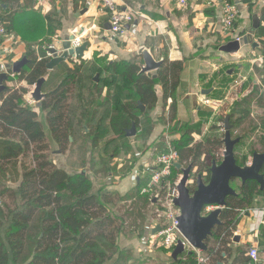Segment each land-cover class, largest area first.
Here are the masks:
<instances>
[{"label": "crops", "instance_id": "obj_1", "mask_svg": "<svg viewBox=\"0 0 264 264\" xmlns=\"http://www.w3.org/2000/svg\"><path fill=\"white\" fill-rule=\"evenodd\" d=\"M234 1L238 6V18L233 33L242 37L252 32L251 41L236 52L223 49L235 38L229 36L223 27L220 0H186L183 7L178 4V0H117L122 10L137 12L134 20L127 24L123 37H115L109 31L108 15L97 0H0V12L5 10V15H10L7 21L10 35L0 43V73L7 74V79L3 80L5 86L33 91L32 85L35 83L28 85L18 80V74L30 57L36 55L38 59L43 57L49 61L52 57L48 51L50 47H57L61 51L60 42L83 28L81 41L88 40L90 43L84 58L69 59L53 70L47 69L43 77L47 80L60 69L66 66L73 68L79 64L73 82L75 88L78 81H85L82 76L84 69L91 72L92 87L87 103H81L82 107L77 105L74 89L67 110L69 137L72 140H69L64 152H69V146L74 145V126H81L87 137L83 139L86 146L84 155L76 149L70 153L72 159H68L70 157L64 156V152L61 154L57 150L64 161H60L59 167L70 174L84 171L91 180L93 192L99 193L101 189V193L119 196L118 199L113 197L112 203L118 204V208L112 215L120 217L132 209V200L148 180L156 154L163 151L168 143L178 140L182 130H189L194 142L207 137L222 139L224 119L228 114L233 127L232 137H240L234 149L239 163L248 164L253 151L264 150V0ZM142 49L148 50L156 61L163 57L183 61L184 68L175 91V119H169L170 100L164 104L161 87L157 85L156 105L147 114L150 132L144 133L147 123L141 121L135 125L133 135L126 134L133 124L125 129L123 135H116L111 130L109 117L112 112L120 113L122 104L131 98L130 84L122 75L114 73L110 64L140 60L142 66ZM24 57L28 61L18 73L13 72L9 66ZM47 91L48 88L42 87V93ZM27 99L28 93L22 94L26 104ZM80 99L83 100L82 97ZM205 99H210L218 106L204 103ZM27 105L37 108L39 118L42 115V123L46 124L45 113L37 107V103L33 101ZM106 114L107 119L104 120ZM102 120L105 125L103 130L100 128ZM88 131L99 134L95 146ZM103 134L109 140L101 139ZM112 140L122 144L109 153ZM123 149L129 152L127 164L122 162L124 159L122 163L118 159ZM193 170L196 171V168ZM173 172L180 173V170L175 168ZM240 184L239 180L231 183L236 193ZM112 203L108 205L110 211ZM147 207L150 210L145 214L143 223L139 219L135 221L138 225L142 224V228L121 233L117 237V252L110 261L114 260L112 264L144 262L137 252H143L151 264H168L173 259L171 252L174 247L169 249L170 253L162 255H158V251L150 253L137 247L149 238L146 229L152 215L150 204ZM226 230H231L230 241L226 250L221 252L218 264H264L263 195L256 196L252 206L241 209ZM152 233H157L156 227ZM219 241L220 238L210 236L207 246L217 247ZM251 246L258 250L256 262L247 255ZM185 250L194 251L190 247Z\"/></svg>", "mask_w": 264, "mask_h": 264}, {"label": "trees", "instance_id": "obj_2", "mask_svg": "<svg viewBox=\"0 0 264 264\" xmlns=\"http://www.w3.org/2000/svg\"><path fill=\"white\" fill-rule=\"evenodd\" d=\"M5 14L2 10L0 18L9 31L10 15ZM47 61L32 55L18 74V80L28 85L36 83L46 74ZM110 66L130 84L131 96L122 104L120 113L110 114L109 124L114 134L123 135L132 123L139 125L141 121L147 123L144 133L150 132L147 114L156 105L157 85L161 87L164 104L170 100L169 119H175V91L184 68L182 60L163 57L151 73L141 71L140 60L113 62ZM78 71L79 64L73 68L66 66L44 81L42 87L48 91L37 107L45 113L46 125L40 120L38 109L22 100L26 88L4 85L0 90V230L8 224L0 234V264H107L117 252L119 234L142 228L135 221L139 219L143 223L149 210L147 205L151 203V199L140 194L142 187L132 200V209L117 217L108 205L113 197L119 196L101 193V189L99 193L93 192L87 174H70L56 166L51 158L47 133L60 153L69 144L68 101ZM180 132L181 137L171 143L178 152V161L191 164L196 174L208 179L212 163L220 162L222 140L207 137L194 142L189 130ZM89 138L95 146L99 134L90 133ZM235 157L239 165H244L239 163L236 154ZM261 173L264 177V166ZM237 190L235 195L226 197V205L219 215L221 223L211 235L220 241L217 247H208L203 252H213L206 264H218L221 252L230 241L231 230L226 228L237 213L252 206L256 196H264V188L260 189L255 180H246ZM168 264H198L196 253L185 250Z\"/></svg>", "mask_w": 264, "mask_h": 264}, {"label": "water", "instance_id": "obj_3", "mask_svg": "<svg viewBox=\"0 0 264 264\" xmlns=\"http://www.w3.org/2000/svg\"><path fill=\"white\" fill-rule=\"evenodd\" d=\"M82 32L83 28L81 27L79 31L60 42L61 51L57 47H50L48 49L49 53L52 54V57L46 64L48 70H53L69 59L84 58V52L90 44L89 41L82 40L79 45H72L74 38L80 37ZM251 33L240 37L238 40L228 42L223 49L227 52H236L240 47L251 41ZM140 52L143 56L142 72L155 71L162 63V60H154L148 50L142 49ZM27 61L24 57L12 63L9 68L13 72L18 73L21 66ZM4 79H7V74L0 73V90L4 88ZM44 81L45 77L38 79L31 92V96L37 105L45 95L42 93ZM132 124L130 129L126 130V134L129 136L135 133V124ZM223 129L221 160L219 163H212L209 168L208 179H204L202 174H196L191 164L186 167H183L180 162L174 164V167L181 172V177L176 185L177 196L173 199L174 205L180 210L178 229L189 246L199 251L207 250L208 238L212 235L214 228L221 223L219 215L226 205V197L236 194L235 189L231 186L233 180H239L241 183H244L246 180H255L258 182L260 189L264 188V177L261 173V169L264 166V151H253L250 162L245 165H239L236 162L234 149L240 142V137H232L233 127L229 123L228 114L225 115ZM69 140H71V137H69ZM190 178L192 179L191 182ZM207 206H213L214 209L208 213H204V209ZM156 229H158V226ZM185 249V243L179 239L171 252V257L176 259Z\"/></svg>", "mask_w": 264, "mask_h": 264}, {"label": "built area", "instance_id": "obj_4", "mask_svg": "<svg viewBox=\"0 0 264 264\" xmlns=\"http://www.w3.org/2000/svg\"><path fill=\"white\" fill-rule=\"evenodd\" d=\"M97 1L99 6L108 15V23L110 26L109 31L115 37H123L127 31V24L134 20L137 16V12L134 10H122L118 5L117 0ZM220 3L223 27L229 36H233L235 40H238L240 37L233 33L235 22L238 18L237 3L234 0H220ZM178 4L183 7L186 4V0H178ZM9 35L5 22L0 18V43H2L5 38H8ZM80 43L81 38L79 36L75 37L72 41L73 46H77ZM49 55L52 54L49 53ZM11 75L13 76V73H11ZM33 101L31 93L29 92L27 104H31ZM204 103L216 107L218 106V104L213 103L210 99H205ZM176 162H179L178 152L170 143H168L163 151L156 154L154 161L155 166L151 169L148 180L140 189V194L150 196V204L153 208L151 219L154 221L155 227L158 226L156 235L161 246L168 250L172 249L179 239L182 240L185 245H189L178 229V216L180 215V210L173 203V199L177 196L176 185L179 180L171 183L168 181ZM213 208V206H207L205 207L204 212L208 213ZM194 251H196L198 264H206L213 254V252L210 254H203L197 249H194ZM247 255L251 261L256 262L258 260L257 248L251 246L247 251Z\"/></svg>", "mask_w": 264, "mask_h": 264}, {"label": "rangeland", "instance_id": "obj_5", "mask_svg": "<svg viewBox=\"0 0 264 264\" xmlns=\"http://www.w3.org/2000/svg\"><path fill=\"white\" fill-rule=\"evenodd\" d=\"M83 63H85L86 64V62L84 61ZM91 72L88 70V69H84V74L82 75V76H84L85 77V81L83 80V81H78L77 83H76V85H75V88H74V84H73V93H74V89L76 90V92L74 93V95H77V97H76V103H77V105L78 106H81L82 107V105H81V103H85L86 101H87V99H88V97H89V92H90V90H91V87H92V83H91V80H90V77L92 76V74H90ZM81 82V83H80ZM33 86V85H32ZM19 88H21V87H19ZM23 88V87H22ZM29 92L31 93V91L29 90ZM28 91L26 92V93H29ZM71 96H72V94H71ZM80 97H82L83 98V100L81 101V99H80ZM75 102H74V104H75ZM87 103V102H86ZM80 111H81V108H80ZM105 114V113H104ZM104 114H102V115H104ZM99 117H101V115H99ZM105 119H107V114H106V116H105V118H104V120ZM40 120L42 121L43 120V116L41 115L40 116ZM43 124H44V122H43ZM44 125H46V124H44ZM75 128L73 129V137H74V145L73 146H69V152L68 151H66V153L64 152L63 153V155L64 156H68V157H70V158H68V159H72V157H73V155L71 156V154L70 153H72V152H74L76 149L77 150H79V151H81L82 152V154L84 155V151H85V145H84V143H83V139L84 138H86L87 139V137H86V135H84V131H83V129H82V127L81 126H74ZM100 128L103 130V129H105V125H104V121L102 120V123H101V126H100ZM90 132H92V131H88V133H90ZM264 132V131H263ZM47 137H48V142H49V145H50V155H51V158L55 161V164H56V166H58L59 167V165L61 164V163H64V161L62 160L63 158H60V155L62 154H59V152H57V150H58V148H57V146H56V144L54 143V141L51 139V137L49 136V133H47ZM101 139H103L104 141H106V140H109V137H107V135L105 134V136H104V134H103V136H102V138ZM72 140V139H71ZM122 144V142H120V141H116V140H112V142H110V144H109V148H108V150H110V152L109 153H113L114 151H115V147L116 146H118L119 144ZM122 148H124V146H122ZM221 149H223V147L221 148ZM129 152H127L125 149H123V151L121 152V154H120V158H118L119 159V161L121 162L122 161V159H124L122 162L125 164H127V162L130 160V157H127L126 158V156H127V154H128ZM136 153V152H135ZM135 153H134V155H135ZM131 155H133L132 153H131ZM130 156V155H129ZM75 159V158H74ZM60 161H61V163H60ZM153 161H154V158H153ZM121 162V163H122ZM152 165H154L155 166V163L153 162V164ZM153 166V167H154ZM183 167H186V165L185 164H183L182 165ZM59 168H62V167H59ZM151 171V170H150ZM151 173V172H150ZM150 176V175H149ZM180 177H181V172L180 173H176V174H174V172H173V170L171 171V174H170V176H169V182L171 183V182H174V181H177V180H179L180 179ZM192 181V179L190 178V182ZM235 184L233 183V186H234ZM142 195V194H141ZM147 198H149L150 196L149 195H147L146 196ZM115 203V202H114ZM113 204V203H112ZM118 205V204H117ZM116 204H113L112 206H111V208H112V210H111V213H113V212H117V208H118V206H117ZM151 205V204H150ZM119 210V209H118ZM149 210H150V207H149ZM152 210H153V208H152V205H151V215H152ZM149 213V211H146V213ZM121 216V215H120ZM7 222L3 225V227H2V229L0 230V234H2V232H3V230L4 229H6V227H7ZM155 228V223H154V221H152L151 219L149 220V223H148V225H147V229H146V232H147V234H148V240L147 241H142V242H140V245H138L137 247H140V249H142V250H144L145 249V251H147V252H150V253H152V251H154L153 253H155V251H158L157 253H158V255H162L163 253H170L171 251V249L170 250H168V249H166V248H164L163 246H161V244H160V242H159V240H158V238H157V235H156V233H152V229H154ZM187 247H190L189 245H186V248ZM170 251V252H169ZM137 255H141V258H143L144 259V262H141L140 264H151L152 262L150 261V260H148V258L146 259V257H145V255H144V253L143 252H137ZM139 260V259H138ZM114 262V260L112 261V262H110V264H112ZM138 264V263H137Z\"/></svg>", "mask_w": 264, "mask_h": 264}]
</instances>
